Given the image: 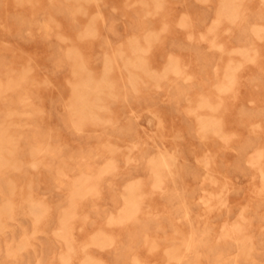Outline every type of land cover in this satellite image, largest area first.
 Here are the masks:
<instances>
[{
  "label": "rangeland",
  "instance_id": "obj_1",
  "mask_svg": "<svg viewBox=\"0 0 264 264\" xmlns=\"http://www.w3.org/2000/svg\"><path fill=\"white\" fill-rule=\"evenodd\" d=\"M263 170L264 0H0V264H264Z\"/></svg>",
  "mask_w": 264,
  "mask_h": 264
},
{
  "label": "bare ground",
  "instance_id": "obj_2",
  "mask_svg": "<svg viewBox=\"0 0 264 264\" xmlns=\"http://www.w3.org/2000/svg\"><path fill=\"white\" fill-rule=\"evenodd\" d=\"M29 1V0H28ZM186 15V14H185ZM100 17V16H99ZM185 21V20H184ZM262 26V25H261ZM27 34V33H26ZM25 34V35H26ZM216 44V43H215ZM78 47V46H77ZM80 49V48H79ZM20 50V49H19ZM21 51V50H20ZM122 52V51H121ZM22 53H23V51H22ZM21 54V53H20ZM34 54V53H33ZM21 56H22V54H21ZM26 60H28V59H26ZM71 70V69H70ZM44 73V72H43ZM45 74V73H44ZM46 78H47V76H46ZM51 79V78H50ZM48 80H49V78H48ZM48 82V81H47ZM49 82H51V81H49ZM186 100H187V98H186ZM188 100H189V98H188ZM223 100V99H222ZM213 104V103H212ZM74 110V109H73ZM105 119V118H104ZM111 120V119H110ZM109 120V121H110ZM106 123V122H105ZM108 123V122H107ZM104 125V124H103ZM98 126V125H97ZM254 130V129H253ZM198 133V132H197ZM223 133H226V131H224ZM227 134H229V133H227ZM221 135V134H220ZM219 135V136H220ZM226 135V134H225ZM225 135H222V136H225ZM179 136V135H178ZM221 137V136H220ZM224 140V139H223ZM229 140V139H228ZM228 144V143H227ZM106 146V145H105ZM223 147V146H222ZM213 153V152H212ZM217 153V152H216ZM253 152H251V154H252ZM126 155H127V153H126ZM154 155V154H153ZM114 156V155H113ZM176 156V155H175ZM204 156V155H203ZM202 156V157H203ZM208 156V155H207ZM214 157H215V154L213 155ZM212 156V157H213ZM254 156V155H253ZM256 156V155H255ZM213 157V158H214ZM131 158H133V157H131ZM206 158V157H205ZM111 159V158H110ZM113 159V158H112ZM155 159V158H154ZM210 160V159H209ZM247 161H249V159L247 160ZM201 162V161H200ZM203 162V161H202ZM205 168H207V167H205ZM262 170V169H261ZM264 171V170H263ZM209 173V172H208ZM166 176V175H165ZM211 176V175H210ZM212 176H213V174H212ZM205 177V176H204ZM216 176H214V180L217 178H215ZM136 180V179H135ZM131 181V180H130ZM216 181V180H215ZM218 181V180H217ZM132 182H135L134 180H132ZM138 182H139V180H138ZM214 183V182H213ZM126 184V183H125ZM125 184L123 185V187L125 186ZM130 184V183H129ZM133 185V184H132ZM137 185V184H136ZM232 185V184H231ZM140 186V185H139ZM141 186H142V184H141ZM226 186V185H225ZM139 188V187H138ZM135 190H137V189H135ZM140 191H141V189H139ZM142 192V191H141ZM122 193V192H121ZM123 194H124V192H123ZM125 195V194H124ZM123 195V196H124ZM141 195V194H140ZM139 195V196H140ZM127 197V196H126ZM135 197V196H134ZM136 199V198H135ZM26 201V200H25ZM137 201V200H136ZM133 202V201H132ZM11 203V202H10ZM37 203V202H36ZM73 205V204H72ZM123 205V204H122ZM48 206V205H47ZM61 208H64V207H61ZM122 208V207H121ZM70 210V209H69ZM191 214V213H190ZM241 215V214H240ZM124 216V215H123ZM80 217V216H79ZM122 218V217H121ZM230 225H231V223H230ZM227 228V227H226ZM95 231V230H94ZM226 232V231H225ZM97 233V232H96ZM222 234H223V232H222ZM90 235V234H89ZM220 236V235H219ZM228 236V235H227ZM98 241V240H97ZM89 243V242H88ZM219 243V242H218ZM1 252V251H0ZM89 256V255H88ZM90 259H92L91 257H90ZM101 262V261H100ZM103 262V261H102ZM95 263V262H94Z\"/></svg>",
  "mask_w": 264,
  "mask_h": 264
}]
</instances>
